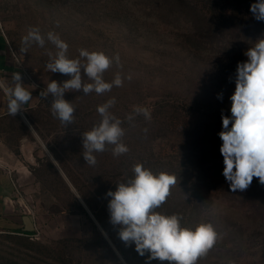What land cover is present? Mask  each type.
<instances>
[{
    "label": "rangeland",
    "instance_id": "374dc122",
    "mask_svg": "<svg viewBox=\"0 0 264 264\" xmlns=\"http://www.w3.org/2000/svg\"><path fill=\"white\" fill-rule=\"evenodd\" d=\"M256 2L0 0L8 45L39 96L24 115L30 128L17 119L0 126V158L30 195L36 222L29 236L0 232V264H170L140 256L110 223L106 193L131 178L137 163L177 177L157 211L179 214L193 230L210 223L218 233L197 264H264V185L254 177L245 191H231L218 135L221 114L231 116L237 64L264 38V21L250 11ZM29 27L58 34L69 58H79L80 49L118 54L122 67L113 60L103 78L111 82L120 72L123 86L102 95L66 92L76 109L66 128L51 113L53 97L40 94L50 81L71 77L46 69L48 53L57 51L47 40L20 52ZM113 97L111 112L123 121L129 152L114 157L108 146L90 166L81 134L99 122L97 106ZM134 106L149 108L151 120L135 115L129 122Z\"/></svg>",
    "mask_w": 264,
    "mask_h": 264
},
{
    "label": "clouds",
    "instance_id": "9594fccd",
    "mask_svg": "<svg viewBox=\"0 0 264 264\" xmlns=\"http://www.w3.org/2000/svg\"><path fill=\"white\" fill-rule=\"evenodd\" d=\"M250 11L258 21H264V0L251 4ZM46 40L57 49L54 55L48 53L46 69L71 78L62 83L50 81L40 95L47 98L50 94L53 97L51 113L67 128L75 121L76 109L72 102L64 98L65 93L82 89L85 95L93 92L102 95L110 92L114 86L122 87L124 77L120 72L111 82L103 78L113 60L118 68L122 66L118 54L110 58L103 52L86 49L79 50V58H69L68 44L53 31L45 36L38 27L28 28L22 38L20 52L27 53L32 44L43 48ZM245 56L247 61L239 62L236 68L235 91L230 97L231 116L221 114L223 130L218 134L222 140V174L232 192L245 191L254 177L264 185V38L258 39L245 52ZM85 77L91 82L85 83ZM126 78L130 81L132 76ZM11 80V86L0 84V88L7 96L8 113L15 116L24 111V105L33 97L32 91L22 83L19 72L13 73ZM115 104L113 97L98 105L99 122L81 134L82 156L90 166L97 163L95 153H103L108 146H112L114 157L129 152L122 140L125 135V129L121 126L123 121L111 112ZM135 115H143L146 120H151V110L147 107L134 106V114H129L127 120L133 121ZM131 171V178L116 184L115 191L106 193L111 198L108 202L110 223L120 226L119 238L126 245L134 243L140 256L150 253L149 260L197 264L217 242L218 233L213 225L202 223L193 230L182 226L183 218L179 214L167 215L157 211L171 195V188L177 185L176 175L154 173L141 163L133 165Z\"/></svg>",
    "mask_w": 264,
    "mask_h": 264
},
{
    "label": "crops",
    "instance_id": "0c3cea01",
    "mask_svg": "<svg viewBox=\"0 0 264 264\" xmlns=\"http://www.w3.org/2000/svg\"><path fill=\"white\" fill-rule=\"evenodd\" d=\"M17 72L21 74L22 83L27 86L29 91H32L33 99L24 105V111L12 116L7 110V96L4 94L3 89L0 88V126L5 122L17 119L19 123L25 126L28 124L30 128L24 115L27 110L32 109L38 103V90L36 86H33L34 83L17 62L8 45L0 22V84L5 87L11 86L12 74ZM30 147L28 145L24 146L25 150ZM16 181L18 180H16L11 170L3 165L0 158V232L29 236L36 229L32 201L27 192L17 188L19 184L17 185Z\"/></svg>",
    "mask_w": 264,
    "mask_h": 264
},
{
    "label": "built area",
    "instance_id": "2783aa9c",
    "mask_svg": "<svg viewBox=\"0 0 264 264\" xmlns=\"http://www.w3.org/2000/svg\"><path fill=\"white\" fill-rule=\"evenodd\" d=\"M17 59V58H16ZM17 62L19 63V61L17 60ZM32 210H33V208H32Z\"/></svg>",
    "mask_w": 264,
    "mask_h": 264
}]
</instances>
